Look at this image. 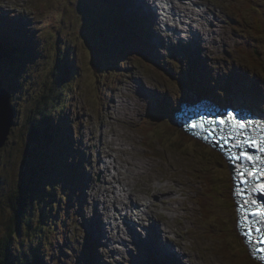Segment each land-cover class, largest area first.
I'll return each mask as SVG.
<instances>
[{
	"label": "rangeland",
	"instance_id": "rangeland-1",
	"mask_svg": "<svg viewBox=\"0 0 264 264\" xmlns=\"http://www.w3.org/2000/svg\"><path fill=\"white\" fill-rule=\"evenodd\" d=\"M49 1L25 2L39 12L50 7L46 10V19L68 2ZM131 1L133 10L140 6L148 8L150 4L156 7L158 19L145 18L151 35L148 40L143 35L148 43L143 51L133 52L138 59L132 55L127 58L129 61L120 58L118 62L115 58L113 64L121 72H118L116 85L103 91L106 102L101 108L96 103L101 94L97 89L101 82L108 83L109 73L98 72L96 50L94 47L90 50V41L95 37L92 30L104 31L94 20V26L89 24V19L83 22L77 10L66 5L59 14L71 25L64 26L61 36L50 39L48 45L39 42L33 47L31 42L36 39L42 42L52 22L40 21L32 30L33 37L22 30L10 34L8 41L22 52L21 57L8 52L9 47H13L3 38L0 53L5 50L6 54L0 55V115L5 109L11 111L12 126L9 131L0 133V264H4L5 243L18 219H22V236L16 235L11 244L13 264H33V261L59 264L55 262L56 249L51 247L53 243L57 246L56 230L48 217L53 210H59L58 202L47 192L54 187H49L46 175L56 168L58 160L57 146H49L48 120L59 134L63 132L61 146H65V140L72 142L63 154L66 164L82 169L81 159L90 158L88 166L82 169V188L75 191L76 199L69 203L81 216L76 219L73 211L70 220L74 224H65V228L59 229V232H70L68 237L75 232L74 244L79 254L81 248L87 249L81 245L87 243L83 239L84 231L91 242L99 244L95 249L98 258L89 254L87 262L82 264H171V260L175 264H223V254L236 258L237 264H259L250 257L234 227L235 208L226 162L219 158V164L213 162L206 147L182 134L172 117L165 118L166 124L160 127L153 126L154 132L148 135H140L139 125L143 123L139 121L150 112L148 108L159 103H167L170 107L179 104L184 100L182 84L191 88L193 82L201 90L200 86L205 90L218 89L224 98L239 92L236 83L246 78L251 84L253 101L263 102L264 85L254 80H264V38L256 40L249 32L253 17L261 15L264 20V0ZM125 3V0L115 3L120 13L126 9ZM173 3L176 5L171 6ZM21 11L14 0H0L1 24L16 28L29 26L30 22L18 17L12 23ZM65 21L60 24L66 25ZM243 29L248 35L244 43L250 44L251 49L240 45ZM90 32L91 39L88 38ZM196 36L201 38L196 41ZM33 53L37 55L34 59ZM254 53L258 56L254 57ZM189 60L191 65H188ZM237 68L241 76L230 73ZM68 70L72 71L66 74ZM62 74L66 76L64 82L59 80ZM96 74L98 85L87 87ZM226 86L224 92L222 88ZM188 96L198 99L191 91ZM59 98L63 100L59 102ZM71 105L74 114L68 115ZM243 105L240 97L235 106ZM53 108L60 109L61 113L54 112L52 116ZM77 112L78 117L75 116ZM63 121L67 125L69 121L66 128L61 127ZM68 155L74 157L70 159ZM217 165L221 167L215 169L214 178L224 183L223 195L218 198L222 203L211 207L210 220L203 218V222L194 200L202 184L198 177ZM71 168L68 173L73 170ZM58 176L62 187L68 176L63 169ZM27 185L33 193L32 208L22 197L25 192L29 194ZM46 195L52 199H46ZM77 199L83 201L78 203ZM22 200L27 202L29 210L18 216L16 205ZM144 203L147 205H141L139 211L145 213L135 210L134 206ZM33 227H39L40 231H33ZM44 233H49L45 245L42 243ZM219 240H222L220 244ZM159 243L176 256L153 251Z\"/></svg>",
	"mask_w": 264,
	"mask_h": 264
},
{
	"label": "trees",
	"instance_id": "trees-1",
	"mask_svg": "<svg viewBox=\"0 0 264 264\" xmlns=\"http://www.w3.org/2000/svg\"><path fill=\"white\" fill-rule=\"evenodd\" d=\"M52 1H55V0H52ZM98 2L99 0H88V2H90L91 4H93V2ZM75 3V0H70L69 1V4H73ZM64 4V3H63ZM64 6V5H63ZM85 6L87 7L86 8V11L87 13L90 14V16L88 15L87 17L85 16L82 21L84 22V20L86 19H89L90 23H93L92 22V19L95 20L97 26H100L102 29H104L107 33L105 34L104 32H102L100 29H98L97 31L98 32H95L94 30L93 33L95 34V37H93L94 39L90 41V44H94L95 40H96V44L94 46L95 50H96V53H97V56H98V72H102V64H101V60H102V56L104 57L105 61L112 55L111 53V48H112V44L111 43H115L116 42V38L115 36L109 32L105 27V24H106V19L104 18V16L102 15L103 13L101 12V10H97V9H92L91 6H87V4H85ZM99 8H103L102 6L99 7ZM44 13H46V10H42ZM66 20V18H65ZM64 19L60 16L59 12H55V13H52L49 18L46 19V24L48 22H52L51 25H49L46 29V33H45V36L43 38V41H38L36 43V46L39 44H46L48 45V41L50 39H52L53 37L55 36H61V29L65 26V27H68V25H71L69 24L67 21L66 22V25L65 24H60L61 22H63ZM56 25V26H54ZM262 24H259L257 26H255L254 28V33L255 34H258L259 33V30H261L262 28ZM11 29V28H10ZM110 35V36H109ZM88 38L91 39L92 36H91V32L88 34ZM97 39L100 41V39L105 43L107 44L104 48H103V54H102V51L100 50V44L98 43ZM84 43L86 44V42L84 41ZM2 43H0L1 45ZM35 46V47H36ZM93 47L90 48V50H94ZM10 52V51H8ZM2 54H6V51L4 50L3 53H0V55ZM102 54V55H101ZM28 54H25V56H27ZM12 57V56H11ZM94 61H95V57H94ZM89 62H90V65H91V56L89 57ZM68 67V66H67ZM69 68V67H68ZM97 68V67H96ZM69 72H71V70L67 71L66 74H69ZM232 75H239V71L238 69L233 71L231 73ZM96 78H94L91 83H88V86L87 87H90L92 86L93 84L94 85H98L96 84L99 83V78H98V75L96 74L95 75ZM60 81H65L66 80V76L64 74H62L59 78ZM256 81H259L260 83H263L261 79H256ZM102 83V82H101ZM100 83V84H101ZM86 87V88H87ZM81 93V92H80ZM78 94V93H77ZM59 102H61L63 99L62 98H59ZM62 99V100H61ZM66 100V99H65ZM65 100H64V103L63 105H65ZM58 102V103H59ZM47 101H46V105H47ZM63 105H60L63 107ZM58 106V105H57ZM59 107V106H58ZM61 109V107H59ZM58 109V108H56ZM54 110V108L51 110V112ZM148 120L150 121H158V115L157 114H152L150 115V117H148ZM145 133H149L150 131L149 130H146L144 131ZM182 138V137H181ZM196 148V147H195ZM199 151H201L202 149H198ZM211 183V179L209 178V176H205V180L202 182V185H206V188L209 186V184ZM29 187V189L26 191L29 193L28 195H26V192L24 193V195L22 196L23 199H27V202L30 204V208H32V204L34 202V199H33V193H32V189L29 185H27ZM24 200H22L20 203H18L16 205V208L18 209V216H21L22 214H24L27 210H29V208L27 207L26 203ZM201 216L202 218H204V213H201ZM205 218H208V214L205 213ZM21 220L22 219H18V221H15V224H14V228L12 229V234L7 238V241L5 243V247H6V250L2 253V256H3V262L4 264H13V262L11 261V258H12V250H11V244L13 243V239L14 237L17 235V237L19 238L20 237V230H21ZM28 223V221H27ZM28 228H30L31 226L30 225H27ZM33 231H36V229H34ZM37 231H40V228L37 227ZM49 238V233H44L42 235V243L45 245L46 244V241L48 240ZM58 238V237H57ZM56 238V239H57ZM58 240V239H57ZM52 245V244H51ZM54 245V244H53ZM72 251V250H70ZM2 262V263H3ZM15 264H18V263H15ZM22 264V263H21ZM25 264V262L23 263ZM33 264H37V262L33 261ZM43 264V263H42Z\"/></svg>",
	"mask_w": 264,
	"mask_h": 264
},
{
	"label": "bare ground",
	"instance_id": "bare-ground-1",
	"mask_svg": "<svg viewBox=\"0 0 264 264\" xmlns=\"http://www.w3.org/2000/svg\"><path fill=\"white\" fill-rule=\"evenodd\" d=\"M126 1V3H125V7H126V5H127V1L128 0H125ZM160 1H165V0H160ZM170 1H172V0H169L168 2L170 3ZM166 4H167V1H166ZM175 6L176 5V3H173L171 6ZM187 8H188V6H186ZM150 8L151 9H153L154 7L153 6H151V4H150ZM171 8V7H170ZM174 8V7H173ZM172 9V8H171ZM145 11H149V13H150V18H151V20H153V21H155L154 20V18H155V16L152 14V12H153V10L150 12V10L146 7L145 9H144ZM140 15V14H139ZM140 17H142L141 15H140ZM147 17V16H146ZM188 17V16H187ZM144 19V18H143ZM119 21H122L121 19H119ZM26 22V21H25ZM27 23V22H26ZM157 32V31H156ZM198 34V33H197ZM193 36V35H192ZM158 37V36H157ZM199 38H201L200 36H198ZM198 37L196 36V41H198ZM156 40V39H155ZM150 41V40H149ZM160 41V40H159ZM190 43V42H189ZM204 43V42H203ZM30 44V43H29ZM148 44V43H147ZM172 47V46H171ZM201 51H202V54H203V50H202V48H201ZM135 55V54H134ZM145 55V54H144ZM35 56H37V55H35V53H33L32 54V57H33V59L34 58H36ZM40 56V55H39ZM203 56V55H202ZM152 57V56H151ZM149 60V59H148ZM191 63H193V62H191ZM190 64V60L188 61V65ZM195 64V63H194ZM191 65V64H190ZM196 65V64H195ZM238 70H239V75L241 76V71H240V69L239 68H237ZM237 69H235V70H237ZM235 70H233V71H235ZM230 73H232V72H230ZM239 75H236V76H239ZM256 79H261V78H255V83L257 84L259 81H256ZM262 80V79H261ZM262 82L263 83H261V85H264V80H262ZM259 108L264 112V107L263 106H259ZM250 111V110H249ZM253 114L254 115H256V116H258L256 113H254L253 112ZM258 117H260V116H258ZM147 121V120H146ZM182 130V129H181ZM182 132L183 133H185L183 130H182ZM186 134V133H185ZM187 136H190V137H192V138H195V136H192V135H187ZM201 145H203V144H201ZM200 145V146H201ZM204 146V145H203ZM202 147V146H201ZM205 147V146H204ZM203 148V147H202ZM201 151H203V150H201ZM200 151V152H201ZM208 153H210V154H212V155H214L215 156V158H217V155H215V154H213V153H211V152H208ZM111 175V174H110ZM118 181V180H117ZM201 182H203V181H201ZM251 183H253V184H260V182H259V180H256V181H253V182H247V185H249V184H251ZM128 184V183H127ZM263 185H264V183H262ZM115 186H116V184H115ZM125 186V185H124ZM126 187H128V186H126ZM119 188V187H118ZM123 188V187H122ZM122 188L120 189V190H122ZM125 188V187H124ZM260 189H261V192L262 193H264V188H262V187H260ZM116 192V191H115ZM121 192V191H120ZM120 192L118 193V194H120ZM165 195V194H164ZM117 198V197H116ZM113 200V199H112ZM115 201V200H114ZM125 202V201H124ZM141 205H147L146 203H144V204H140L139 205V210H140V208H141ZM151 205V204H150ZM110 206V205H109ZM139 210H136V211H139ZM139 212H142V213H145L144 211H139ZM111 215V214H110ZM95 221V220H94ZM92 222V221H91ZM108 223V222H107ZM107 225V224H106ZM112 226V225H111ZM119 229H120V227H118ZM103 235V234H102ZM148 235V234H147ZM101 236V235H100ZM152 237V236H151ZM156 237V236H155ZM106 238V237H105ZM168 238V237H167ZM139 240V239H138ZM96 243V242H95ZM107 244V243H106ZM158 244V243H157ZM170 244V243H169ZM164 245V244H163ZM133 248V247H132ZM150 248V247H149ZM154 250L156 251V250H159V251H161L162 252V250L160 249V247L158 246V245H156L155 247H154ZM168 250V249H167ZM149 254V253H148ZM180 257V256H179ZM179 257H177V258H179Z\"/></svg>",
	"mask_w": 264,
	"mask_h": 264
},
{
	"label": "water",
	"instance_id": "water-1",
	"mask_svg": "<svg viewBox=\"0 0 264 264\" xmlns=\"http://www.w3.org/2000/svg\"><path fill=\"white\" fill-rule=\"evenodd\" d=\"M7 100L8 99L5 98V101L6 102H7ZM11 120H12V113H11V111L5 109V112L4 113L2 112V114L0 115V122H1L0 123V133L3 130H6V131H9L10 130V128L12 126ZM219 243L220 242L218 241V244ZM226 256H228V255L223 254V261H222L223 264H235V263L232 262V260L230 259L229 256H228V258Z\"/></svg>",
	"mask_w": 264,
	"mask_h": 264
},
{
	"label": "snow or ice",
	"instance_id": "snow-or-ice-1",
	"mask_svg": "<svg viewBox=\"0 0 264 264\" xmlns=\"http://www.w3.org/2000/svg\"><path fill=\"white\" fill-rule=\"evenodd\" d=\"M260 150L261 151H264V148H261ZM242 158L243 159H246V160H251L252 159V157H249V156L243 155V154H242ZM244 175H245V173L242 171V169H237L236 170V176L234 177V179L240 181V184L237 185L236 190H235V195L237 197H239L240 194L244 191V188L242 187V185L245 184V183H247V181H245L243 179V176ZM261 187L264 188V185H262ZM262 215H264V214H262Z\"/></svg>",
	"mask_w": 264,
	"mask_h": 264
}]
</instances>
